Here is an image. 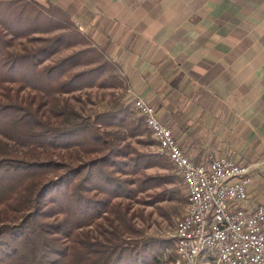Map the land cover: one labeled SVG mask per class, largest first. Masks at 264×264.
<instances>
[{"label":"trees","instance_id":"1","mask_svg":"<svg viewBox=\"0 0 264 264\" xmlns=\"http://www.w3.org/2000/svg\"><path fill=\"white\" fill-rule=\"evenodd\" d=\"M21 38L37 44L12 49ZM92 87L124 81L65 10L0 0V135L12 143L0 144V264H163L168 247L176 252L174 238L134 221L133 203L179 196L169 176L146 171L169 168L165 156L130 141L151 134L143 117L119 100L87 115L59 96L82 102Z\"/></svg>","mask_w":264,"mask_h":264},{"label":"crops","instance_id":"2","mask_svg":"<svg viewBox=\"0 0 264 264\" xmlns=\"http://www.w3.org/2000/svg\"><path fill=\"white\" fill-rule=\"evenodd\" d=\"M37 1L93 37L116 64L124 100L152 104L193 162H247L246 149L264 159V0ZM251 187L248 209L262 202Z\"/></svg>","mask_w":264,"mask_h":264},{"label":"built area","instance_id":"3","mask_svg":"<svg viewBox=\"0 0 264 264\" xmlns=\"http://www.w3.org/2000/svg\"><path fill=\"white\" fill-rule=\"evenodd\" d=\"M132 106L153 127L159 150L177 161L188 195L189 211L177 219L171 234L183 249L182 264H194L199 246H207L205 264H264V201L253 209L245 206L249 166L226 156L193 162L152 104L136 95ZM203 234H211V241H203Z\"/></svg>","mask_w":264,"mask_h":264},{"label":"rangeland","instance_id":"4","mask_svg":"<svg viewBox=\"0 0 264 264\" xmlns=\"http://www.w3.org/2000/svg\"><path fill=\"white\" fill-rule=\"evenodd\" d=\"M90 40L93 43L94 41L93 37H91ZM36 44H37L36 42L28 41L25 38L16 39L12 45V49L21 50L23 46H34ZM81 47H82L81 45H78L74 47L63 48L59 52L53 55L52 61L60 58H64L68 54L72 53L73 51ZM89 66L90 65H82L77 67V70L83 68L85 69L88 68ZM123 89L124 88H114V89L96 88V87L87 88L80 91L81 98L82 100H84L82 102L76 101L74 98L67 95L66 93L59 96L64 99L68 97L69 101L73 103L77 111L83 114L93 115L96 112L107 110L108 108H110L114 100H119L127 105H130V107L133 108L131 103L124 100V96L125 94H127V92H125ZM140 116L138 112L134 109L133 117H140ZM107 131H113V129L108 128ZM140 138L144 140V143L135 141V139L133 138H131L130 141L139 150L152 151L158 154H162L156 144V141L152 133L148 136L142 135ZM153 140L155 144H152ZM0 144L3 145L7 144L9 146L12 145L10 141L5 139L1 135H0ZM162 155L165 156L164 159H166L170 167L165 168L162 166H153L147 169L146 171L151 175L169 176L173 182L167 183L165 185L167 188L175 190L179 195L178 198L172 200L160 201L159 203H155V204L133 203L132 210H134V212L138 214L134 218L136 225L146 235H151L162 239H170L172 238L171 234L173 232L177 219L181 217L186 211H188L189 201L182 178L179 176V172L176 171L175 167H172L173 163L169 160V158L165 154ZM244 156L248 161L247 162L241 161V162L243 164L248 165L249 169L251 170V181H250V183L252 182L251 198L252 199L254 198L256 202L264 201V159L259 158L260 157L259 153L254 149H246ZM258 161L259 162L262 161L263 163L262 167L256 165V162ZM248 198H249V194H248ZM162 262L163 264H181L179 256L175 253L173 244L164 251V254L162 255Z\"/></svg>","mask_w":264,"mask_h":264},{"label":"bare ground","instance_id":"5","mask_svg":"<svg viewBox=\"0 0 264 264\" xmlns=\"http://www.w3.org/2000/svg\"><path fill=\"white\" fill-rule=\"evenodd\" d=\"M146 125L150 129V131L153 135V127H150L149 124H146ZM154 139L157 142V137H154ZM160 152L167 156V154L165 153V150H160ZM167 157L173 163L174 167L177 168V161H173L172 159H170V156H167ZM188 211H189V205H188ZM174 240H175V246H176V252L175 253H177V255L179 256V259H180L181 264H182L183 249L179 248V246L176 242V238H174ZM203 241H211V234H203ZM205 263H207V246H199L197 249L196 255H194V264H205ZM217 264H224V262H217Z\"/></svg>","mask_w":264,"mask_h":264}]
</instances>
